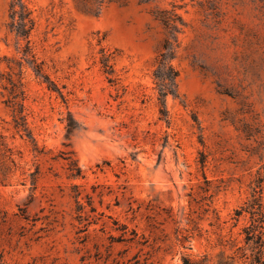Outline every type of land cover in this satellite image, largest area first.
Returning a JSON list of instances; mask_svg holds the SVG:
<instances>
[{
  "label": "rangeland",
  "instance_id": "374dc122",
  "mask_svg": "<svg viewBox=\"0 0 264 264\" xmlns=\"http://www.w3.org/2000/svg\"><path fill=\"white\" fill-rule=\"evenodd\" d=\"M255 192L264 0H0V264H246Z\"/></svg>",
  "mask_w": 264,
  "mask_h": 264
},
{
  "label": "trees",
  "instance_id": "16d2710c",
  "mask_svg": "<svg viewBox=\"0 0 264 264\" xmlns=\"http://www.w3.org/2000/svg\"><path fill=\"white\" fill-rule=\"evenodd\" d=\"M17 15L18 22L12 24V29L16 32L18 37L28 40L30 32L33 28V22L30 18V14L25 12L16 13L15 11L14 13H12V18L15 19ZM15 24L17 25L15 26ZM169 59L170 57L168 55H161V62L159 64L158 70L155 73V80L157 81L160 90V99H163L168 94L173 93L177 85L178 73L169 64ZM106 67L107 65H105V68ZM34 68L38 75H42V69L39 65H36ZM45 80L49 83V88L55 90V85H53V83L50 82L47 77H45ZM10 84L12 85V100H10L8 103L10 104V107L12 108L16 118V128H21L22 125L19 121H24V117L22 115L23 106L18 101L19 94L17 90L19 86L14 81H10ZM161 112L163 115H165V108H163ZM67 129L70 135L77 130L76 127L71 123L67 125ZM68 170L70 172V178L72 179H80L83 177L82 170L80 169L76 161L69 162ZM88 198L89 204L91 206V212L94 213L96 212V210L94 207H92V197ZM252 198L253 199L251 201L247 202L242 208L238 209L235 212V217L236 220H239L244 214H247L250 217L249 225L246 226L243 230V233L245 235L246 249L250 252L249 256L247 255V253H245L243 256H247L246 264H264V211L262 207L261 197L258 195V193L255 192ZM126 233L127 232H123L121 236L122 239L118 241L119 243H126L131 245L138 244V241L136 239L137 234L135 233V231H132L131 237L129 238L126 237ZM109 256H111L110 250ZM138 257L139 256L137 255L132 259L136 260L134 264H139ZM83 261H85V259H83ZM184 264L192 263L188 259H184Z\"/></svg>",
  "mask_w": 264,
  "mask_h": 264
}]
</instances>
